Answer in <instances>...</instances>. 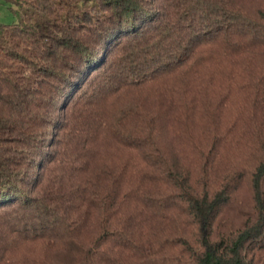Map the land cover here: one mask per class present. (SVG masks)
<instances>
[{
    "label": "trees",
    "instance_id": "obj_1",
    "mask_svg": "<svg viewBox=\"0 0 264 264\" xmlns=\"http://www.w3.org/2000/svg\"><path fill=\"white\" fill-rule=\"evenodd\" d=\"M7 1L0 264H264V0Z\"/></svg>",
    "mask_w": 264,
    "mask_h": 264
},
{
    "label": "rangeland",
    "instance_id": "obj_2",
    "mask_svg": "<svg viewBox=\"0 0 264 264\" xmlns=\"http://www.w3.org/2000/svg\"><path fill=\"white\" fill-rule=\"evenodd\" d=\"M15 20H17V16L12 10L10 2L7 0H0V25L1 24H11ZM113 109H115V107H113ZM101 141L102 140H100L99 142L97 141L98 143L95 144L99 146L98 148L94 150V152L97 153V157L107 159V158H113L114 156H121L123 154L122 152H119V153L115 152L116 151L115 145H111L110 141L108 145L102 144ZM241 194L244 199H247L248 197L247 186L244 187V190L242 191ZM40 252L42 251H39L35 248L30 247L26 251L24 249L22 254L27 253V255H29V257H31V259L35 261L36 255L39 254ZM15 260L20 262L18 264H23L21 260L19 259V257H16ZM25 264H32V261L28 260L25 262Z\"/></svg>",
    "mask_w": 264,
    "mask_h": 264
}]
</instances>
